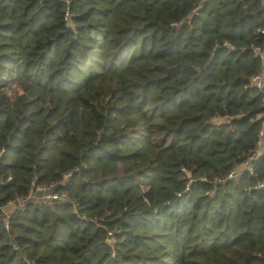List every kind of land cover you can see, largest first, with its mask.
I'll list each match as a JSON object with an SVG mask.
<instances>
[{
	"label": "trees",
	"instance_id": "trees-1",
	"mask_svg": "<svg viewBox=\"0 0 264 264\" xmlns=\"http://www.w3.org/2000/svg\"><path fill=\"white\" fill-rule=\"evenodd\" d=\"M256 46L261 0H0V205L69 195L0 264H264Z\"/></svg>",
	"mask_w": 264,
	"mask_h": 264
},
{
	"label": "built area",
	"instance_id": "built-area-1",
	"mask_svg": "<svg viewBox=\"0 0 264 264\" xmlns=\"http://www.w3.org/2000/svg\"><path fill=\"white\" fill-rule=\"evenodd\" d=\"M264 4V0H261ZM258 55L262 58L264 61V47L256 46L254 47ZM252 83L255 84L257 87L261 88L264 85V72L255 74L251 78ZM264 122V120H263ZM259 135H262V131L259 132ZM262 142L261 138L258 140V145H260ZM251 168V167H250ZM240 171L238 169L232 170L228 173L227 177H232L237 174H239ZM264 183L260 182L254 187L263 186ZM37 198L41 200H51V201H66L69 200V195L65 191H56L51 188V183L45 184V183H35V181H31V184L24 195H17L13 198H10L6 200L2 205H0V225L3 226L4 229H7L8 227V217L9 213L13 208H19L22 206L27 200L31 198ZM73 199L74 203H77V201ZM106 240L107 242L111 243L113 240L112 237V231L108 230L106 232Z\"/></svg>",
	"mask_w": 264,
	"mask_h": 264
},
{
	"label": "rangeland",
	"instance_id": "rangeland-1",
	"mask_svg": "<svg viewBox=\"0 0 264 264\" xmlns=\"http://www.w3.org/2000/svg\"><path fill=\"white\" fill-rule=\"evenodd\" d=\"M24 204H25V203H24ZM24 204H23V205H24ZM23 205H22V206H20L19 208H20V209H21V208H23ZM2 227H3V226H2Z\"/></svg>",
	"mask_w": 264,
	"mask_h": 264
}]
</instances>
